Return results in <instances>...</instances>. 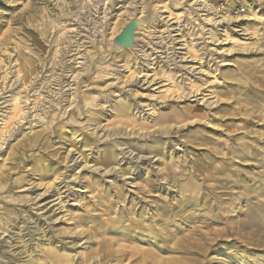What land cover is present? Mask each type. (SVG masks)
<instances>
[{
	"label": "rangeland",
	"instance_id": "374dc122",
	"mask_svg": "<svg viewBox=\"0 0 264 264\" xmlns=\"http://www.w3.org/2000/svg\"><path fill=\"white\" fill-rule=\"evenodd\" d=\"M239 1L0 0V264H264V0Z\"/></svg>",
	"mask_w": 264,
	"mask_h": 264
},
{
	"label": "bare ground",
	"instance_id": "6f19581e",
	"mask_svg": "<svg viewBox=\"0 0 264 264\" xmlns=\"http://www.w3.org/2000/svg\"><path fill=\"white\" fill-rule=\"evenodd\" d=\"M218 9V8H217ZM219 11V10H218ZM220 12V11H219ZM224 15H226V14H224ZM251 15H255L254 14V12H252L251 13ZM231 98V97H230ZM198 170H199V168H198ZM65 175V174H64ZM224 186V185H223ZM58 187V186H57ZM185 197V196H184ZM190 197V196H189ZM192 197V196H191ZM185 199V198H184ZM181 204V203H180ZM180 206V205H179ZM172 212V211H171ZM181 212V211H180ZM168 213V212H167ZM170 214V213H169ZM177 214V213H176ZM165 215V214H164ZM91 216V215H90ZM168 216V215H167ZM170 216V215H169ZM171 217V216H170ZM169 218V217H168ZM194 220V219H193ZM131 221V220H130ZM129 221V222H130ZM208 221V220H207ZM207 221H204L205 222V224H207ZM141 223V222H140ZM132 224H134L135 226L138 224V221H135V220H132L131 221V225ZM211 224V223H210ZM214 224V223H213ZM123 230H129V227H127V226H125V227H123ZM147 230V229H146ZM131 231V230H130ZM141 230L139 229V232H140ZM128 232V231H127ZM136 232V231H135ZM149 234L150 235H152V237H154L153 235L155 234V236H156V233H153V232H149ZM195 237V236H194ZM155 239V241H157V238H154ZM139 240V239H138ZM158 240H159V238H158ZM145 241V240H144ZM154 241V242H155ZM160 241V240H159ZM114 243V242H113ZM160 243V242H159ZM119 245V244H118ZM125 245V244H124ZM159 245V244H158ZM122 246H123V244H122ZM155 246V245H154ZM109 247V246H108ZM159 248V250H168L169 252H174L175 251V249L174 248H161V247H158ZM101 249V251H102V248H101V244H98V246H97V248H96V250L97 251H99ZM111 249V248H110ZM113 249V248H112ZM117 250V249H116ZM114 252V251H113ZM195 253H196V251H195ZM178 254V253H177ZM31 255V254H30ZM173 255V254H172ZM198 255H200V254H198ZM88 257L90 256V254L89 255H87ZM90 258V257H89ZM66 259H69L67 256H63V260H66ZM91 259V258H90ZM114 259V258H113ZM155 258H154V256H153V253H148V254H144V251L143 250H141V249H139V248H137V247H129V248H125L124 250H122V249H120L119 248V250H117L116 252H115V260H116V262H117V264H120V263H125V261L126 262H128L127 264H136V263H138V262H140V264H148V263H150V264H160V262H156L155 260H154ZM205 259V258H204ZM64 263V262H63ZM68 263V262H67ZM70 263V262H69ZM65 264V263H64ZM171 264H173V263H171Z\"/></svg>",
	"mask_w": 264,
	"mask_h": 264
},
{
	"label": "water",
	"instance_id": "95a60500",
	"mask_svg": "<svg viewBox=\"0 0 264 264\" xmlns=\"http://www.w3.org/2000/svg\"><path fill=\"white\" fill-rule=\"evenodd\" d=\"M146 22L143 18H139L137 16H133L132 19L122 27L121 31L118 35L113 39L112 44L118 49H130L136 42V32L142 26L145 25Z\"/></svg>",
	"mask_w": 264,
	"mask_h": 264
},
{
	"label": "built area",
	"instance_id": "2783aa9c",
	"mask_svg": "<svg viewBox=\"0 0 264 264\" xmlns=\"http://www.w3.org/2000/svg\"><path fill=\"white\" fill-rule=\"evenodd\" d=\"M237 4L240 6L236 9H231L230 5L232 4V0H218V5L216 6V8H218V10L221 13H224L227 15V17H235L236 15H240L241 13L244 12L243 9V1H236Z\"/></svg>",
	"mask_w": 264,
	"mask_h": 264
}]
</instances>
